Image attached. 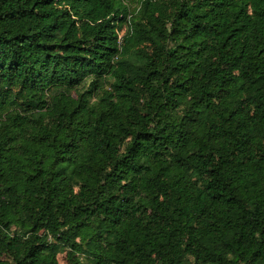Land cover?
<instances>
[{
    "label": "trees",
    "instance_id": "16d2710c",
    "mask_svg": "<svg viewBox=\"0 0 264 264\" xmlns=\"http://www.w3.org/2000/svg\"><path fill=\"white\" fill-rule=\"evenodd\" d=\"M133 3L0 0V264H264V0Z\"/></svg>",
    "mask_w": 264,
    "mask_h": 264
},
{
    "label": "rangeland",
    "instance_id": "374dc122",
    "mask_svg": "<svg viewBox=\"0 0 264 264\" xmlns=\"http://www.w3.org/2000/svg\"><path fill=\"white\" fill-rule=\"evenodd\" d=\"M124 1H126L128 5L134 6V3H133L134 0H124ZM123 32H124V28L122 29V31L119 32V36H121ZM57 260L59 264H66L65 251L58 254Z\"/></svg>",
    "mask_w": 264,
    "mask_h": 264
}]
</instances>
